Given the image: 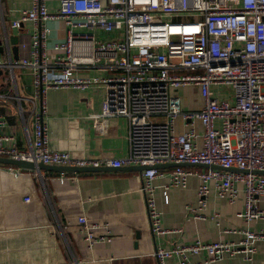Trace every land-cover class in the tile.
Instances as JSON below:
<instances>
[{"label":"built area","instance_id":"obj_1","mask_svg":"<svg viewBox=\"0 0 264 264\" xmlns=\"http://www.w3.org/2000/svg\"><path fill=\"white\" fill-rule=\"evenodd\" d=\"M49 1L58 3L55 13L49 11ZM58 18L65 24V36L53 44V50L61 53L49 57L45 42L50 29L41 23ZM26 22L36 27L30 55L9 67H25L31 72L33 93L26 100L31 105L32 138L27 148L20 149L6 145L10 138L0 136V157L61 167L147 166L141 172L140 192L155 236L181 232L161 226L153 181L166 176L165 202L170 187L185 188L188 178L195 176L199 179L198 209L205 207L212 189L218 198L233 203L240 191L237 184H241L245 207L237 216L247 223L264 219V211L256 205L257 198L264 195V175L255 173L264 171V0H31L30 8L21 10L11 27L20 28ZM95 30L116 35L100 40L93 34ZM4 66L1 62L0 68ZM94 67L112 73L78 75ZM92 86L104 88L103 116L128 121V153L123 158H76L49 148L43 119L46 91ZM182 86L198 88L203 100L199 110H182L180 97L173 93ZM212 87L229 88V97L219 98L221 91L215 94ZM179 117L189 126L182 133L175 132ZM197 122L202 126L200 133ZM4 124L0 114V129ZM167 164H176L168 174L157 168ZM182 164L208 167L197 171ZM8 170L14 176L23 171L13 166ZM69 175L76 173L61 171L60 181ZM195 217L206 218L202 214ZM215 217L217 213L211 216ZM77 222L89 249L111 241L106 224L91 223L85 216ZM226 232H239L243 237L238 242L195 241L169 249L159 247L152 255L158 264L171 258L178 264H196L189 256L203 252L204 263L241 255L251 264L264 236L249 229Z\"/></svg>","mask_w":264,"mask_h":264},{"label":"crops","instance_id":"obj_2","mask_svg":"<svg viewBox=\"0 0 264 264\" xmlns=\"http://www.w3.org/2000/svg\"><path fill=\"white\" fill-rule=\"evenodd\" d=\"M30 6L31 0H0V45L4 47L0 63L7 64L13 56L10 51L13 45L10 44L9 48L5 43L6 34L18 41V58L29 57L31 37L36 27L32 22H26L20 28H12L11 22L21 10ZM47 6L51 13H55L58 3L49 1ZM41 24L50 29L45 42L46 54L55 57L61 52L53 50V44L64 39L65 24L59 18L47 19ZM78 31L84 32L83 29ZM93 34L100 40L115 37L114 33L101 30H95ZM111 73L106 68L94 67L81 70L78 75L103 77ZM27 77H30L29 84L26 83ZM212 90L219 93L216 87ZM23 93L28 95L23 97ZM32 93V77L28 68L7 65L0 68V114L5 121L0 136L10 138L4 142L6 145L12 144L20 149L29 146L33 129L28 112L31 105L26 99ZM173 93L180 97L184 111L199 110L203 105L195 86H182L174 89ZM104 95L102 86L85 90L49 88L44 96L46 112L43 114L48 127L49 148L69 152L76 158L125 157L128 153V121L124 117L102 115ZM220 95L219 98L229 97V94ZM36 107L39 108V101H36ZM195 128L202 132L199 122ZM188 129L182 118H177L175 132L182 133ZM8 167L0 164V264H158L152 254L159 247L169 249L195 241L238 242L243 237L242 233H229L227 230L249 229L264 236V219L247 223L237 216L245 207L241 184H237L240 191L233 203L218 198L212 189L205 207L198 209L197 177H189L185 188L170 187L168 202L162 195L168 177L156 178L153 181L154 198L161 213V226L169 230L180 229L181 232L155 236L140 192L141 172L128 169L129 166L75 172L76 176L69 175L63 182L59 171L23 169L21 174L14 176ZM170 168L161 170L168 174ZM26 197L30 198L29 202L24 201ZM256 205L264 211V195L257 198ZM214 213L218 214L217 218H211ZM197 214L206 218L199 219L195 217ZM80 216H85L91 223L106 224L111 241L96 243L89 249L82 226L77 222ZM205 258L204 252L189 256L190 261L196 264H247L241 255L225 256L209 263L202 262ZM165 264L178 263L171 258ZM251 264H264V238L258 242Z\"/></svg>","mask_w":264,"mask_h":264},{"label":"water","instance_id":"obj_3","mask_svg":"<svg viewBox=\"0 0 264 264\" xmlns=\"http://www.w3.org/2000/svg\"><path fill=\"white\" fill-rule=\"evenodd\" d=\"M18 41L16 39H14L13 36H7V34L5 35V43L6 45L9 47L10 44L13 45V47H9L11 53L13 54L12 58L10 59V61L6 64L7 66H11L13 65V61H18V47H17V43ZM4 47L0 45V53L3 52ZM0 164H7L9 166H15L17 168L20 169H27V170H36V171H41V170H50V171H67V172H96V171H102V170H107L108 167H98V168H91V167H87V168H78V167H61V166H51V165H44L42 163H34V162H28V161H22V160H14V159H10V158H4V157H0ZM176 164H167V165H159L157 166V168L161 169V168H166V167H173ZM182 166H189L187 164H182ZM191 166H197V167H208L206 165H191ZM128 169H133V170H137L139 172H142L143 170L147 169V166L141 167V166H129L127 167ZM234 171H239V170H235ZM243 172H247V171H243ZM256 174H261L264 175V171H255Z\"/></svg>","mask_w":264,"mask_h":264},{"label":"rangeland","instance_id":"obj_4","mask_svg":"<svg viewBox=\"0 0 264 264\" xmlns=\"http://www.w3.org/2000/svg\"><path fill=\"white\" fill-rule=\"evenodd\" d=\"M182 20H185V19H182ZM54 22H56V21H54ZM115 35L116 34H114V36ZM29 79H30V77H29ZM29 79H28V77L26 78V83L27 84H29V81H30ZM218 90L221 91L222 95H224V94H227V95L230 94V92H229L230 90L227 87L226 88H219ZM24 95H28V94L27 93H23V97H25ZM28 97H30V96H28Z\"/></svg>","mask_w":264,"mask_h":264}]
</instances>
